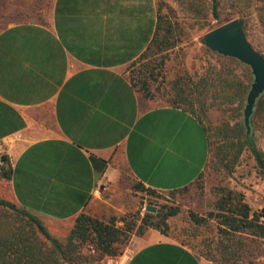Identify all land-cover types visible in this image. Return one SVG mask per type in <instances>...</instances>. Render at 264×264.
<instances>
[{
    "label": "crops",
    "instance_id": "obj_1",
    "mask_svg": "<svg viewBox=\"0 0 264 264\" xmlns=\"http://www.w3.org/2000/svg\"><path fill=\"white\" fill-rule=\"evenodd\" d=\"M156 0H54L45 23L0 31V199L70 230L124 173L157 192L188 186L207 137L181 108L152 103L127 67L149 45ZM124 264H213L158 231L134 237Z\"/></svg>",
    "mask_w": 264,
    "mask_h": 264
},
{
    "label": "trees",
    "instance_id": "obj_2",
    "mask_svg": "<svg viewBox=\"0 0 264 264\" xmlns=\"http://www.w3.org/2000/svg\"><path fill=\"white\" fill-rule=\"evenodd\" d=\"M44 2L46 1L43 0ZM178 2L194 20L206 23L201 24L200 29L207 27L212 30L210 24L219 19L222 5L220 0ZM223 4L246 18L255 16L264 41V0H224ZM37 6L39 10L42 9L41 1ZM156 6V26L152 39L127 69L140 59L148 58L149 61L142 63L127 75L131 86L152 103L162 101L181 108L197 120L208 141V160L205 167L212 153L214 159L211 163L214 170L230 175L242 154L247 151L255 162L257 175L264 180V153L253 138V129L247 135L243 121L232 122L229 117H222V121L213 131L203 123V120L207 119L205 107L208 97L217 101L224 112L241 114L249 89L248 83L239 72V69L245 66L233 58L215 53L218 56L217 64L209 66L198 78L195 79L186 69L179 68L173 80L159 81L160 77H164L163 66L166 62L162 54L174 49L177 40L176 29L160 12L161 0H156ZM40 19L34 23H45ZM244 32L248 38L246 24ZM205 50L212 53L207 48ZM159 54L161 55L154 60L150 58ZM250 125L264 134V94L256 101ZM213 138H216L218 144L213 143ZM0 158V178L9 179L12 173L9 159L6 155H1ZM202 173L203 171L198 178ZM125 175L129 176L127 173L122 175L119 181L121 186L126 183L125 179L128 181ZM188 186L169 192L183 191ZM133 187L151 195L157 192L139 182H135ZM218 189L220 196L206 217L192 214L190 226L182 233L184 238H176L175 241L213 264H244V259L254 250L255 245L264 241V212H253L245 203L242 193L226 187ZM176 216V209L161 208L155 214L145 213L142 217L138 213L134 214L132 219L121 216L120 221L124 225L119 227L116 226L119 221L116 217L104 222L82 212L76 218L65 242H60L53 238L42 222L30 212L0 199V264H94L103 257L120 255L122 250L120 251L119 245L123 244V248L133 232L141 236L146 230L152 229L167 236L168 221ZM86 244L93 246V254L83 252V246Z\"/></svg>",
    "mask_w": 264,
    "mask_h": 264
},
{
    "label": "rangeland",
    "instance_id": "obj_3",
    "mask_svg": "<svg viewBox=\"0 0 264 264\" xmlns=\"http://www.w3.org/2000/svg\"><path fill=\"white\" fill-rule=\"evenodd\" d=\"M40 1L42 3L41 10L37 6V3ZM44 1L46 2L43 3V0H0V31L13 24L35 22L41 20L40 18L47 21L54 0ZM220 1L222 5L219 10V19L210 24L212 29L233 19L244 18V24H246L249 34L248 41L255 50L264 56V41L255 16L246 18L223 4L224 0ZM160 10L161 14L176 29L175 40H177V46L162 54L166 62L163 66L164 77H160L159 81L169 82L173 80L179 72V68L186 69L196 79L204 74L209 66L217 64L218 56L213 52L208 53L202 43V36L210 30L207 27L203 29L199 27L201 24L206 23L199 22L197 19L194 20L179 5L178 0H161ZM207 13L208 19H210L209 11ZM160 55L150 58L154 60ZM148 61V58L136 61L127 69V75L129 76L133 70L140 67L144 62L148 63ZM239 72L250 88L253 79L250 68L247 66L241 67ZM216 102L211 97H208L206 101L207 119H204L203 123L210 131H213L214 127L222 121V117L225 119L229 117L232 119V122L237 120L243 121L245 102L241 114L231 113L230 111L224 112L223 107H219V103ZM153 103L161 104L163 102L158 101ZM251 129H253V138L258 148L264 153V134L254 127H251ZM213 140V143H216V138H213ZM213 159L211 153V159L207 167L204 168L201 177L192 182L187 189L174 193L156 192L151 195L147 192L137 191L133 187L135 184L134 180L125 175L128 181L125 179L126 183L122 184V186L120 182L110 185L104 184L99 190V198L95 199L92 206L84 213L104 222L116 217L119 220L116 226L123 227L124 223L120 221L121 216H125L126 219H132V216L136 213L142 217L145 213L155 214L161 208L165 210L167 208L176 209L177 216L168 221L169 234L165 236L175 241L176 238H184L182 233L190 226L192 214L206 217L215 200L220 196L219 187H226L242 193L245 203L253 212H264V180L257 175L255 162L250 154L247 151L242 154L238 164L230 175H226L220 170H214L211 163ZM148 206L155 208V212L146 211ZM48 228L50 235L60 242H65L70 231L64 227L55 225L48 226ZM149 230L152 229L146 230L144 234ZM134 237L139 236L133 232L123 248V244L119 245L120 251L122 250L120 255L103 257L100 261H95L94 264H124L126 249ZM83 252L85 254H93V246L91 244L84 245ZM244 260H246L244 264H264V241L256 244L254 250H251Z\"/></svg>",
    "mask_w": 264,
    "mask_h": 264
},
{
    "label": "water",
    "instance_id": "obj_4",
    "mask_svg": "<svg viewBox=\"0 0 264 264\" xmlns=\"http://www.w3.org/2000/svg\"><path fill=\"white\" fill-rule=\"evenodd\" d=\"M244 18H236L220 25L202 36V43L211 52L233 58L251 70L252 83L246 95L243 109V126L246 134L251 133L250 118L256 101L264 94V56L248 41L244 32ZM146 211L154 213L155 208Z\"/></svg>",
    "mask_w": 264,
    "mask_h": 264
},
{
    "label": "built area",
    "instance_id": "obj_5",
    "mask_svg": "<svg viewBox=\"0 0 264 264\" xmlns=\"http://www.w3.org/2000/svg\"><path fill=\"white\" fill-rule=\"evenodd\" d=\"M1 153H0V157H1ZM2 164V162H1V158H0V165ZM101 187H103V185H101V186H99V188H98V192H99V190L101 189Z\"/></svg>",
    "mask_w": 264,
    "mask_h": 264
}]
</instances>
